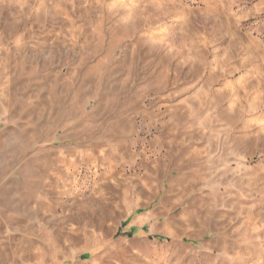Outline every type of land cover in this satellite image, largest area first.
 I'll list each match as a JSON object with an SVG mask.
<instances>
[{
	"label": "rangeland",
	"instance_id": "1",
	"mask_svg": "<svg viewBox=\"0 0 264 264\" xmlns=\"http://www.w3.org/2000/svg\"><path fill=\"white\" fill-rule=\"evenodd\" d=\"M0 264H264V0H0Z\"/></svg>",
	"mask_w": 264,
	"mask_h": 264
},
{
	"label": "trees",
	"instance_id": "2",
	"mask_svg": "<svg viewBox=\"0 0 264 264\" xmlns=\"http://www.w3.org/2000/svg\"><path fill=\"white\" fill-rule=\"evenodd\" d=\"M129 235H130V233H129Z\"/></svg>",
	"mask_w": 264,
	"mask_h": 264
}]
</instances>
